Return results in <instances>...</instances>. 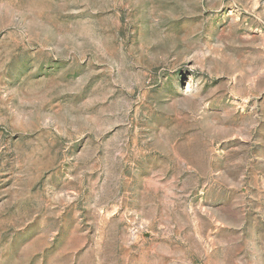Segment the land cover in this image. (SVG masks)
Wrapping results in <instances>:
<instances>
[{"label": "rangeland", "instance_id": "374dc122", "mask_svg": "<svg viewBox=\"0 0 264 264\" xmlns=\"http://www.w3.org/2000/svg\"><path fill=\"white\" fill-rule=\"evenodd\" d=\"M0 264H264V0H0Z\"/></svg>", "mask_w": 264, "mask_h": 264}]
</instances>
